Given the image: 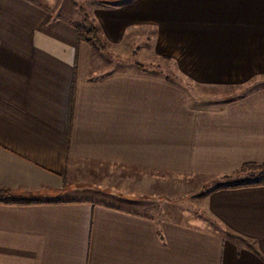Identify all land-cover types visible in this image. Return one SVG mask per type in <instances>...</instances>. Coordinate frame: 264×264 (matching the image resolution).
Segmentation results:
<instances>
[{"label": "crops", "instance_id": "1", "mask_svg": "<svg viewBox=\"0 0 264 264\" xmlns=\"http://www.w3.org/2000/svg\"><path fill=\"white\" fill-rule=\"evenodd\" d=\"M48 1L0 0V264H264V186L214 188L195 224L151 210L153 175L264 163V85L213 106L104 70ZM91 14L107 45L151 29L152 53L193 85L264 78V0H95Z\"/></svg>", "mask_w": 264, "mask_h": 264}, {"label": "rangeland", "instance_id": "2", "mask_svg": "<svg viewBox=\"0 0 264 264\" xmlns=\"http://www.w3.org/2000/svg\"><path fill=\"white\" fill-rule=\"evenodd\" d=\"M52 1H56V4H54L56 6L60 3L63 5L66 11L58 13L74 20L80 33L85 34L86 32L83 15L87 17L88 24L96 27L91 14V8L95 0H85L87 1L86 3L81 2L80 4L84 6H79L77 10L70 4V0H49L47 4L50 5ZM152 39L153 31L144 28L132 31L125 42L119 46L107 45L100 39L98 45L89 44L93 47L94 53L100 56L99 68L104 70H124L136 67L166 77L172 82L184 83L193 100H198L197 103L201 104L209 103V105L219 106L241 92L264 85V78L254 79L242 87H202L193 85L177 74L173 61L157 57L152 53ZM154 176L152 193L160 196L162 201L161 204H158L159 206L154 209L151 208L152 213H163L170 217L173 215L187 224H195L206 219L204 202L206 195L211 190L220 186L243 185L255 182L258 180V170L236 171L223 176L169 173L167 175H157L161 177V179L157 180L158 182H156ZM152 201L156 203L157 199H152ZM208 226H211L210 228L212 229H217L212 225Z\"/></svg>", "mask_w": 264, "mask_h": 264}, {"label": "trees", "instance_id": "3", "mask_svg": "<svg viewBox=\"0 0 264 264\" xmlns=\"http://www.w3.org/2000/svg\"><path fill=\"white\" fill-rule=\"evenodd\" d=\"M88 19L85 15H83V23L85 24L86 27V32L85 34L80 33L77 30V43H91L98 45L100 40L98 37V28L97 27H92L91 24H88ZM90 25V26H89ZM258 170V180L252 183L248 184H243V185H233L230 187H239V186H264V163L261 164H246L240 167L237 171H247V170ZM223 188L222 186L217 187L215 190H219ZM10 196L9 191L5 190H0V202H4L6 198ZM17 204H34L36 202L34 201H19L16 202Z\"/></svg>", "mask_w": 264, "mask_h": 264}]
</instances>
